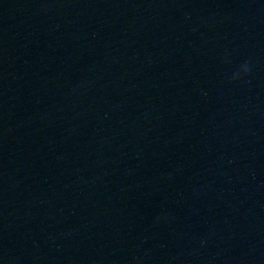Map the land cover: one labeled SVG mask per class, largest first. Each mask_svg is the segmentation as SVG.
Listing matches in <instances>:
<instances>
[{"label":"water","instance_id":"1","mask_svg":"<svg viewBox=\"0 0 264 264\" xmlns=\"http://www.w3.org/2000/svg\"><path fill=\"white\" fill-rule=\"evenodd\" d=\"M0 264H264V0H0Z\"/></svg>","mask_w":264,"mask_h":264},{"label":"clouds","instance_id":"2","mask_svg":"<svg viewBox=\"0 0 264 264\" xmlns=\"http://www.w3.org/2000/svg\"><path fill=\"white\" fill-rule=\"evenodd\" d=\"M242 71L244 72V74H247V73L250 71V69L248 68V65H247V64H245V65L243 66ZM235 79H236V77L234 76V77H233V80H235Z\"/></svg>","mask_w":264,"mask_h":264}]
</instances>
